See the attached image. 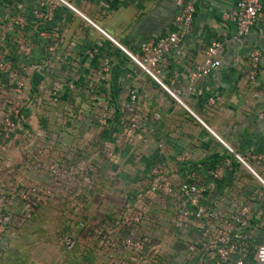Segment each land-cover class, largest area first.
<instances>
[{"label":"crops","instance_id":"0c3cea01","mask_svg":"<svg viewBox=\"0 0 264 264\" xmlns=\"http://www.w3.org/2000/svg\"><path fill=\"white\" fill-rule=\"evenodd\" d=\"M65 1L77 13L60 4L41 6V0H0L1 44L14 56V67L31 70L29 89L22 95L19 139L5 149L16 153L19 180L46 186L50 177L45 161L73 154L66 146L57 149L55 140H44L49 125L31 123L40 98L48 99L54 83L61 86L55 101L69 98L98 105L105 100L113 121L124 112L135 90V115L143 130L151 133L139 135L146 142L138 139L133 155H127L129 148L122 144L119 132L110 136L122 144L115 165L125 167L127 157L131 171L161 163L176 180L193 174L205 187L203 205L220 213L232 205L247 206V243L255 249L264 242V158H260L264 155V30L260 27L264 9L247 35L235 37L234 25L224 15L234 11L237 0ZM177 1L193 6L192 23L189 33L169 53L166 71L156 82L119 47L136 55L142 42L171 31L179 10ZM34 9L41 17H33ZM15 19H23L25 25L19 28ZM213 41L221 43L219 66L190 85L189 73L202 63L204 48ZM253 49L259 58L255 81L250 83L246 71ZM68 85L72 88L67 91ZM153 113L159 115L157 120L152 119ZM86 128L90 133L80 145L84 148L81 158L89 153L91 140L98 145L106 139L96 125ZM35 163L41 165L39 169ZM214 172L217 178L211 176ZM170 209L166 204L161 223L152 229L153 236L166 246L159 264H212L199 249L188 250V235L173 234ZM13 258L17 262L25 257Z\"/></svg>","mask_w":264,"mask_h":264},{"label":"built area","instance_id":"2783aa9c","mask_svg":"<svg viewBox=\"0 0 264 264\" xmlns=\"http://www.w3.org/2000/svg\"><path fill=\"white\" fill-rule=\"evenodd\" d=\"M46 4L50 7L60 4L77 13L65 0H41V6ZM176 5L179 10L173 18L171 31L157 40L142 42L136 55L119 47L141 72L156 82L157 76L166 71L169 53L189 33L192 23L193 6L180 1ZM261 9H264V0L236 1L234 11L224 15L234 25L235 37L247 35ZM32 15L35 18L41 17L36 9L32 11ZM13 23L19 28L25 25L23 19H15ZM260 27L264 30V20L260 22ZM220 49L221 43L218 41H213L204 48L202 63L189 73L190 85L219 66ZM10 55L0 41V149L4 151L19 139L22 95L29 89L31 73L29 68L21 65L14 67V56ZM258 58V51L251 50L246 71V79L250 83L255 81ZM71 88L68 85L67 91ZM59 90L61 86L54 83L47 98L55 101ZM135 93V90L130 92L124 112L114 121L112 110L105 100H101L98 105L95 103L96 126L107 135L105 140L98 142L99 150L89 151L91 154L87 153L84 158L73 153V156L46 160L45 168L53 182L47 187L28 186L20 191L23 208L34 211L45 204L53 207L63 204L67 210L80 212V216L76 218V228L87 229L85 238L92 245V255L100 264H159V259L166 254V246L153 236L152 229L161 223L166 204L171 207L172 216L174 215L170 222L173 234L176 237L188 235V250L199 249L212 264H264V242L253 249L250 257L246 233L249 216L247 206L232 205L224 213L215 211L202 204L205 187L194 180L193 174L182 181L176 180L161 163L143 166L134 173H127L123 171V167L115 165L114 160L123 143L129 148L127 155H133L136 141L141 139L142 143L146 142L139 135L151 133V130H143L144 127L135 115ZM168 94L174 98L172 93ZM158 117L157 113L152 114V119L157 120ZM115 132H119L122 144L118 143L117 137H110ZM260 158L263 159L264 155ZM235 159L244 165L237 155ZM124 160V165L130 167L129 159L126 157ZM174 160H179V157ZM104 163L106 170L102 168ZM34 166L39 169L41 165L35 163ZM103 176L115 185L123 179V185L114 189H102V193L98 194L95 189L101 187ZM211 176L217 178L218 173L214 172ZM61 180L68 183L74 181L78 187L59 186ZM108 189L114 195H109ZM86 195L96 196L105 203L108 201V205L100 203L107 206L103 213L94 197L93 201L97 203L99 210L94 214H85L86 204L79 202L86 201ZM1 232L0 226V234ZM75 240L73 236H67L62 242L66 249L71 250Z\"/></svg>","mask_w":264,"mask_h":264},{"label":"rangeland","instance_id":"374dc122","mask_svg":"<svg viewBox=\"0 0 264 264\" xmlns=\"http://www.w3.org/2000/svg\"><path fill=\"white\" fill-rule=\"evenodd\" d=\"M95 107H97L95 103L91 105L84 100L65 99L62 101L57 99L52 101L40 98L39 111L34 114L31 123L38 126L49 125L51 130L50 132L46 131L44 140H55L56 145H59L57 149L61 150L60 145L61 147L66 146L73 153L79 155L84 151V148L80 149V145L86 142L85 134L90 133V131H86L88 129L86 128L87 125L89 127L90 125H94V127L97 125ZM65 127L69 131H59V129ZM93 141L91 140V144H88V146L91 145L88 150L98 151L99 146L94 145ZM4 156L9 157L8 162ZM15 156V151L8 150V153H6V151L0 149V226L2 227L0 263L13 264L16 259L13 256L20 258L23 254L25 258L19 264H89L90 262L85 257V251L92 252V245L87 242L85 235L78 236L80 232L76 228V218L80 216V212L67 210L63 204L59 207L45 204L34 211L29 209L26 211L23 208L24 204L20 200V191L28 186L42 185L32 182L24 183L19 180ZM128 167H123V171L134 173L135 167L133 171H131L132 168ZM136 167L138 166L136 165ZM102 168L106 170L105 163ZM51 181H49V184L45 182L44 185L47 187L51 184ZM56 185H58V182H56ZM62 185H68L71 188L78 187L77 184H74V181L68 183L61 180L59 186ZM122 185L123 179L115 185L112 184L109 178L103 176L101 187L96 188L95 191L101 194L102 189H114ZM109 189L108 194L114 195ZM94 197L95 201L99 202L98 205L103 202L98 197H89V195H86L87 202L83 200L79 202L86 204L85 214H94L95 211L99 210L96 206L97 203L93 201ZM104 203L105 201L102 204ZM105 204L108 205V201ZM106 207L100 208V210L103 209L104 211ZM67 236H73L76 239L71 250L66 249L62 242V239ZM11 252L13 256H8L7 253Z\"/></svg>","mask_w":264,"mask_h":264},{"label":"trees","instance_id":"16d2710c","mask_svg":"<svg viewBox=\"0 0 264 264\" xmlns=\"http://www.w3.org/2000/svg\"><path fill=\"white\" fill-rule=\"evenodd\" d=\"M34 85L35 84L33 82V84H31V86H32L31 88L34 89V87H35ZM117 117H118V115L117 116L114 115V118H117ZM104 135H105V133H104ZM104 137H106V135ZM78 232H80V235H78V236H82V235L84 236V235L87 234V229L78 230ZM82 233H84V234H82ZM249 252H250V257H252L253 249L251 247H249ZM85 253H86L85 257L87 258L88 262H90L89 264H100V262L97 259H95V257L92 255L91 251L90 252L89 251L88 252L85 251ZM14 262L15 263H13V264H19V263L22 262V260H18L17 262L15 260Z\"/></svg>","mask_w":264,"mask_h":264}]
</instances>
